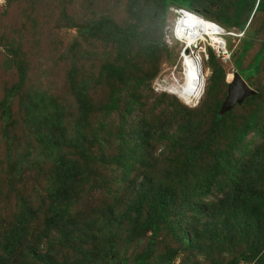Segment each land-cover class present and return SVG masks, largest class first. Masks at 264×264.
<instances>
[{
    "label": "rangeland",
    "instance_id": "1",
    "mask_svg": "<svg viewBox=\"0 0 264 264\" xmlns=\"http://www.w3.org/2000/svg\"><path fill=\"white\" fill-rule=\"evenodd\" d=\"M165 1L0 0V100L11 86L22 87L11 105L7 128L10 140L2 138L0 118V264H64L66 259L82 261L81 257H86L88 264H264V259L236 261L248 246L264 252V185L250 188L255 194L248 198L247 205L253 207L258 202L257 228L245 221L239 230L249 239L246 245L225 226L228 213L214 214L211 195L202 200L208 203L207 208L201 205L200 214L187 210L183 217L176 208L171 213L165 209L166 215L158 213L155 201L159 185L164 189L175 182L179 189L177 179L184 173L191 176V172L210 163L197 161L187 171L182 145L203 140L214 128L216 132L223 129V141H229L235 128L242 127L258 106L263 108L260 119L264 121V47L260 71L246 81L258 94L256 99L235 106L220 125L213 116L215 106H221L227 93L222 79L229 83L235 72L248 68L264 45V8L254 13L255 0H191L197 15L223 29L225 35L220 38L230 59L223 62L205 36L198 47L204 49L199 53L203 69L199 98L184 102L176 95L152 89L157 78L167 77L168 83L170 79L178 80V84L183 81L184 52L170 35L172 9L177 7H170L165 15ZM245 47L248 50L241 57ZM20 60L30 63L25 76L16 66ZM116 71L120 78L114 76ZM69 75H73V84ZM82 82L87 87L86 97L95 107L85 121L79 113ZM210 83L214 88L205 98ZM37 92L54 98L63 114L60 153L56 151L54 160L44 156L26 120L25 106ZM128 108L130 116L124 122ZM77 122L85 125L77 127ZM178 138L183 139L181 145L173 143ZM244 143L250 150L264 145V129L260 134L249 133ZM65 160L87 172L80 192L82 201L66 235V239L73 238V245L86 251L84 256L70 243L64 244L57 232L50 233V242L37 238L46 229L42 220L47 208L48 176ZM101 162L105 168L100 167ZM126 169L131 173L120 184ZM145 179L149 181L144 183ZM177 192L178 197L167 194L179 203L185 194ZM243 192L220 193L217 200L226 209L229 197ZM19 196L30 202L32 210L42 208L41 223L33 226V233L12 242L15 250L5 260L2 231L11 227L16 211L21 209H17ZM108 207L112 213L106 224L102 215ZM151 222L157 226L156 237L151 236L149 226L143 228L144 223ZM178 234H186L192 247H183ZM6 242L10 241L6 238ZM25 246L35 248L34 258ZM170 256L173 258L168 263ZM43 258L49 261L42 263Z\"/></svg>",
    "mask_w": 264,
    "mask_h": 264
},
{
    "label": "trees",
    "instance_id": "2",
    "mask_svg": "<svg viewBox=\"0 0 264 264\" xmlns=\"http://www.w3.org/2000/svg\"><path fill=\"white\" fill-rule=\"evenodd\" d=\"M254 3V13L264 8V0H255ZM170 7L182 8L184 10L195 13L191 6V0H166L163 7L165 15ZM242 28L243 26H241V29ZM263 47L264 45L262 43L261 48L254 57L253 63L249 65L248 68L238 70V74L243 78L245 82L254 74H257L260 71V62L262 59ZM247 50L248 49L246 47L242 50L241 57L244 56ZM210 59L212 60V57H210ZM20 62L21 63H18L17 61V65L14 63L13 64L16 65L18 69L22 70V76H25L26 70L29 69L28 67L30 63L23 60H20ZM109 70L112 72L113 68L111 67L109 68ZM71 73L74 74L73 72ZM116 74L117 75L114 76H116L117 78L119 76L120 78V74L118 72ZM69 77L71 79V84H73V75H69ZM222 83L224 87H227L228 82L227 80H225V78L224 80L222 79ZM80 85L81 86L79 93L82 96H80L81 107L79 113L81 116V120L85 121L90 112L93 114L95 107L85 95L87 87L85 86L84 82H82ZM21 88L22 87L20 86H11L7 89V94L4 95L0 100V118L3 123L2 138L4 137L6 140L11 139L9 131L7 130L12 116L11 105L14 98L16 97V94L20 92ZM213 88L214 83H210L208 89H206L203 94L205 98L211 96ZM257 96L258 94L256 93L253 96L245 98L241 105H244L247 100L252 101L256 99ZM33 97L34 100L31 98L29 100V103L25 106L26 120L32 130L33 138L36 143L42 148L44 156L48 159L54 160L56 151L58 150V152L60 153L59 144L62 140L60 125H62L63 114L60 113V108L58 106L59 104L54 101V98L45 95V93L43 92H37ZM50 99L51 103L48 105V101ZM205 103L206 102H204V104ZM31 105L34 106V108H30ZM261 105H263V103H261ZM219 110L220 104L218 103L213 110V116L217 122V125L223 123L225 120V116H229L231 114L230 111L227 112L224 116H220ZM262 110L263 108L258 106L254 111H252L247 116L242 127L235 128V131L234 133H232L229 141H223V129H220V131L217 129L216 132V129L214 128L211 133L208 132L205 135V138L203 140L200 139L194 141L193 144L188 143L182 145V147H184L185 149V158L183 161V165L187 171L195 167L197 161L202 160V162L206 161L207 163H210L206 164L205 167L200 166V169L197 172H191V176H189L188 173H184L182 178H180L179 180L177 179L179 189L177 188L175 182H172L171 184H169V186H165L164 189L163 185H159L156 189L157 194L155 197L157 205L156 209L158 213L166 215V213H164L166 212L165 209L171 213L174 212L176 208L179 209V217H183L185 211L187 210L200 214L201 205H205L204 207L207 208L208 203H203L202 200L205 197L211 195V205L216 209L214 214L220 216L221 213H228V216L226 218H229V220L224 219L225 226L229 231H233V233L236 235V239L239 240L240 243H244L246 245L249 239H246V234L240 232L239 230H242L245 221H247V223L251 222L250 224H252L253 226L257 224L256 212L258 210V202L254 203L253 207L247 204L249 201L248 198L255 194L254 192H251V189H256L264 185V150H260V147L264 149V145H260L258 146L259 148L250 150L247 147V144L244 143V141L249 133L255 132L257 134H260L261 130L264 129V121L260 119V112ZM128 116H130V108H128L125 112L124 122L126 121ZM187 120H189L190 123L191 119L188 118ZM189 123H186L188 127L190 126ZM82 125L85 124L81 122L76 123L77 127H81ZM182 140L183 139L178 138L176 141H173V143L181 145L180 143ZM234 155H236V158H234ZM233 161L235 162L234 165H232ZM110 163H112V160L110 161ZM99 165L102 168L106 167V165L102 162ZM81 169L82 166L78 164L70 166L68 160H65V162H60V164L54 168V171L51 173V175L48 176L46 185L47 208L44 212V219L42 220V224L46 229L44 234H38L37 238L38 241H40L42 238H45V242H50V233L52 234L53 232H57L62 241L65 242L64 244L70 243L73 250L78 251L80 255L84 256L86 254V251H84L82 247H80V245H73V238L66 239V235L70 233L71 226L74 225L73 218L75 217L76 209L80 206V203L82 201V195L80 194V192L83 185L82 183L86 180L87 172H81ZM130 173L131 172H129L127 169L121 173L119 180L120 184L125 181L128 174ZM148 181L149 180L145 179L144 183ZM242 189L245 193L243 192L239 196L231 195L229 197L231 201L226 209L223 208L221 200H217L220 193L226 195L229 193H233L236 190ZM177 190H179V194L180 192H183L185 194V199L182 198L179 203L176 202V197H178ZM167 193H175L176 197L173 195H171V197ZM239 198H241V200H238ZM242 199L246 202L245 206ZM18 200L19 205L17 206V209L21 208L20 211H16V216L11 222V227L8 230L4 229L2 231L5 240L4 244L2 245V253L3 257H5V260H8L11 257L10 255L13 254V250H15V246L13 247L12 242L14 243L15 239H19L23 235L33 233V226H38V224L41 223L39 214L42 208L39 207L32 210L30 202H28L26 199L19 196ZM139 212L140 211H138L137 214ZM111 213L112 212L108 207L107 211H105V213L102 215L103 222L106 223V219L108 221L111 219ZM151 214L156 215L157 213L152 212ZM153 217H155L153 218V220L157 219L156 216ZM250 217H252V221L250 220ZM64 226L66 228L60 230ZM147 226L151 228V236L156 237V224L154 222H151L150 224H143V228H146ZM255 228H257L256 225ZM60 231L62 233H60ZM95 231L100 233L99 229H96ZM176 237H178L177 239H179V241L184 242L183 247H192L190 244V240L187 238L186 234H178V236ZM6 238L10 242H6ZM151 240H153V238ZM56 244L57 243H55L54 246ZM20 247L22 246L20 245ZM236 249H238V241ZM258 251L260 252V250L251 249L249 246L245 247L244 251H242L238 255V259L236 261H263L264 252L259 253ZM27 254L34 258L36 254L35 248H27ZM109 258L112 261L114 259L113 256H109ZM172 258V256L168 258V263H170ZM81 260L82 261L75 260L71 262L69 259H66L62 263L88 264V262H85L87 261L86 257H81ZM41 261L42 263H46L49 260L43 258L41 259ZM94 264L97 263L94 262Z\"/></svg>",
    "mask_w": 264,
    "mask_h": 264
},
{
    "label": "bare ground",
    "instance_id": "3",
    "mask_svg": "<svg viewBox=\"0 0 264 264\" xmlns=\"http://www.w3.org/2000/svg\"><path fill=\"white\" fill-rule=\"evenodd\" d=\"M174 20L171 27V37L179 42L182 46L183 54L181 55L182 66V84L176 85L170 79L168 91L176 95L184 102H189L192 98H199V92L203 80V69L199 61V45L205 42V36L211 41V45L218 47L222 41L219 38L221 29L214 23L186 12L182 8H173ZM169 81V80H168Z\"/></svg>",
    "mask_w": 264,
    "mask_h": 264
},
{
    "label": "water",
    "instance_id": "4",
    "mask_svg": "<svg viewBox=\"0 0 264 264\" xmlns=\"http://www.w3.org/2000/svg\"><path fill=\"white\" fill-rule=\"evenodd\" d=\"M255 94V91L249 87L238 72H235L233 79L227 85L226 97L219 110L220 115L229 112L235 105L241 104L245 98Z\"/></svg>",
    "mask_w": 264,
    "mask_h": 264
},
{
    "label": "built area",
    "instance_id": "5",
    "mask_svg": "<svg viewBox=\"0 0 264 264\" xmlns=\"http://www.w3.org/2000/svg\"><path fill=\"white\" fill-rule=\"evenodd\" d=\"M185 11L190 13V14H192V15H194L195 17H200L199 15H197L194 12L187 11V10H185ZM215 25H217V24H215ZM226 34H229V35H232V36H238V35H236L234 33H226ZM223 35H225V33H224L223 29L221 28V35H219V38H220V36H223ZM220 40L222 41V43L221 44H217V46H218L217 48L215 46H213V45L212 46L215 48V51H216V54L218 55V57H220L221 60L226 63L230 59V52L227 49L224 40H222L221 38H220ZM173 82L176 85H180V84H178L179 82L176 79L173 80ZM167 87H168L167 77H165V78H157V79H155L154 82H152V89L155 92H157V93H162V92L170 93L168 91Z\"/></svg>",
    "mask_w": 264,
    "mask_h": 264
}]
</instances>
